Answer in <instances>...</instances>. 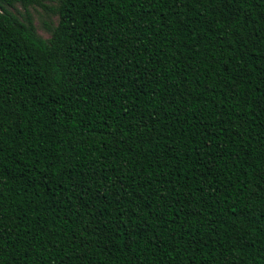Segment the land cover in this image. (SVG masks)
<instances>
[{
	"label": "trees",
	"instance_id": "1",
	"mask_svg": "<svg viewBox=\"0 0 264 264\" xmlns=\"http://www.w3.org/2000/svg\"><path fill=\"white\" fill-rule=\"evenodd\" d=\"M0 264H264V0H0Z\"/></svg>",
	"mask_w": 264,
	"mask_h": 264
},
{
	"label": "rangeland",
	"instance_id": "2",
	"mask_svg": "<svg viewBox=\"0 0 264 264\" xmlns=\"http://www.w3.org/2000/svg\"><path fill=\"white\" fill-rule=\"evenodd\" d=\"M46 4L48 8L41 7L37 4H27V6H25L19 2L16 6L10 8L22 19L32 17L38 33L48 38L51 34L50 29L58 22V15L52 9L55 6V2L46 1Z\"/></svg>",
	"mask_w": 264,
	"mask_h": 264
}]
</instances>
